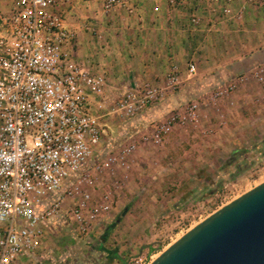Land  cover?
I'll return each instance as SVG.
<instances>
[{
  "label": "built area",
  "instance_id": "obj_1",
  "mask_svg": "<svg viewBox=\"0 0 264 264\" xmlns=\"http://www.w3.org/2000/svg\"><path fill=\"white\" fill-rule=\"evenodd\" d=\"M99 1L105 12L121 6L133 13L137 0ZM166 1L175 7L187 0ZM232 2L208 0L211 13L220 4L223 15L231 14ZM62 4L0 0V264H56L42 243L67 219L74 235L97 234L113 203L106 175L130 169L142 146H161L185 118L160 108L180 84V68L172 64L161 83L143 82L115 101L108 113L124 133L117 144H104L109 126L98 111L107 108L95 97L104 93L105 76L71 58L76 27L66 23ZM202 19L192 14L189 21ZM195 72L191 61L186 74ZM195 107L186 109L194 114Z\"/></svg>",
  "mask_w": 264,
  "mask_h": 264
},
{
  "label": "rangeland",
  "instance_id": "obj_2",
  "mask_svg": "<svg viewBox=\"0 0 264 264\" xmlns=\"http://www.w3.org/2000/svg\"><path fill=\"white\" fill-rule=\"evenodd\" d=\"M105 14L109 12L94 10L93 17L81 19L100 46L102 33L88 22ZM227 16L221 24L202 19L205 30L198 33L181 24L180 31H169L184 37L173 44H157L155 34L141 30L147 39L139 44L140 59L133 64L139 70H130L141 77L165 69L167 74L177 64L180 84L160 108L185 118L173 125L161 146H142L130 169L106 175L113 203L97 234L76 236L67 219L43 240L47 260L125 264L144 257L148 264L198 222L264 181V5L247 3L236 22ZM212 23L216 26L209 30ZM191 61L196 72L188 76ZM239 95L247 97L238 103ZM192 102L194 114L186 109ZM125 208L122 219L103 236Z\"/></svg>",
  "mask_w": 264,
  "mask_h": 264
},
{
  "label": "crops",
  "instance_id": "obj_3",
  "mask_svg": "<svg viewBox=\"0 0 264 264\" xmlns=\"http://www.w3.org/2000/svg\"><path fill=\"white\" fill-rule=\"evenodd\" d=\"M62 1V7L66 14V23L73 26V28L76 27V38L72 50H70L71 58L88 65L94 72L102 73L105 76L106 84L104 93L102 96L95 97L96 100L104 103L107 108L106 111H98V114H102V121L109 126V129L105 128L104 144L105 142H108V144L110 142L117 144L120 141V136L124 133L121 131L117 116L113 113H108L115 101L127 89L142 85L143 82L161 83L167 71L165 69L162 74L159 72L145 74L141 77L139 73L130 70L140 59L139 44L143 42L144 38L145 41L147 39V37L141 36V30H150L152 34H155L152 38L153 40L156 39L157 44H160L162 40L165 42L170 41L173 44V41L175 43H178L177 41L183 42L184 37L173 33L169 34V31H180L181 24L182 26L187 24L195 33L205 30L203 27L205 26L204 23L198 25H192L190 23L189 19L192 14H198L203 19L211 17L209 20L218 22L219 24L222 21L228 20L222 18L227 15H223L220 12V4L216 7L218 10L216 11L217 13L215 16H212L208 0H187L186 3L175 7L169 5L166 0H137L135 11L131 15L125 12L124 7L116 6L111 11H108L109 14H105L102 18L97 16L100 17V21H96L95 19L89 20L88 24H91L96 32L102 33L104 40L103 46H100L99 37L88 33L83 28L81 19L85 14L93 17L94 10L100 12V9H102L101 2L99 0ZM241 1L243 4L239 6L238 2ZM247 3L246 0H233L231 15L227 17L230 20L232 19L233 22L238 21L236 18L240 16L238 17L236 13L242 12L244 7L247 6ZM220 18L223 20H220ZM215 26L216 24L212 23L209 26V30ZM164 32L167 33V36H164ZM201 40L204 41V38ZM177 51L179 52L178 47ZM134 68L137 69L136 67ZM244 97L247 96L239 95L236 101L239 103L245 100ZM159 112L156 111L155 113L158 114ZM152 148L156 149V147Z\"/></svg>",
  "mask_w": 264,
  "mask_h": 264
},
{
  "label": "water",
  "instance_id": "obj_4",
  "mask_svg": "<svg viewBox=\"0 0 264 264\" xmlns=\"http://www.w3.org/2000/svg\"><path fill=\"white\" fill-rule=\"evenodd\" d=\"M148 264H264V181L198 222Z\"/></svg>",
  "mask_w": 264,
  "mask_h": 264
},
{
  "label": "trees",
  "instance_id": "obj_5",
  "mask_svg": "<svg viewBox=\"0 0 264 264\" xmlns=\"http://www.w3.org/2000/svg\"><path fill=\"white\" fill-rule=\"evenodd\" d=\"M125 212H126V208L123 209V210H122V211L116 216L114 223L110 224V225L106 228V230H105L103 236H105V235H107V234L110 233V231H111V230L114 228V226L116 225V222H118V221H120V220L122 219V217H123V215H124Z\"/></svg>",
  "mask_w": 264,
  "mask_h": 264
}]
</instances>
